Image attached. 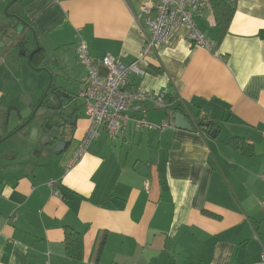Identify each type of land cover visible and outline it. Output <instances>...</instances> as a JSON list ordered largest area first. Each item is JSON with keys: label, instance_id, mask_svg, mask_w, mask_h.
I'll use <instances>...</instances> for the list:
<instances>
[{"label": "crops", "instance_id": "1", "mask_svg": "<svg viewBox=\"0 0 264 264\" xmlns=\"http://www.w3.org/2000/svg\"><path fill=\"white\" fill-rule=\"evenodd\" d=\"M21 2L38 45L47 57L54 53L48 58L57 61L56 85L71 93L65 103L71 100L67 110L77 117L64 156H32L19 140L0 144V264H264V0H235L221 39L212 9L195 16L216 43L212 51L190 43L180 27L139 61L128 87L163 91L166 106L144 101V113H127L170 126L139 129L130 120L124 135L102 131L75 161L89 125L78 96L86 72L76 44L85 41L97 61L106 54L137 60L154 15L141 6L154 0ZM11 49L0 37L1 136L19 124L16 110L29 115L45 81ZM98 70L106 72L100 64ZM173 109L190 125L198 117L217 122L218 132L175 127ZM69 230L80 234L78 259L66 253Z\"/></svg>", "mask_w": 264, "mask_h": 264}, {"label": "built area", "instance_id": "2", "mask_svg": "<svg viewBox=\"0 0 264 264\" xmlns=\"http://www.w3.org/2000/svg\"><path fill=\"white\" fill-rule=\"evenodd\" d=\"M207 8L211 9L209 0H154V5H142V14L147 15L153 10L154 15L146 19L149 33L139 58L129 64L112 54H106L97 61L90 54L85 41L77 42L76 56L86 72L85 85L78 96L84 101L89 125L74 151L73 161L82 157L88 145L97 139L102 131L110 137L124 135L128 122L134 120L127 111L144 113L141 107L144 101L152 102L155 108H165V92L148 93L130 89L128 77L140 73L139 61H144L158 47L167 43L180 27L187 29L186 35L190 43L212 51L215 41L207 38L197 28L194 20L195 16L201 15ZM98 64L105 68L103 76L99 73ZM134 121L139 129L163 130L170 126L169 122L154 125L145 117ZM49 186L53 188L54 181H49ZM55 194H58V191H55ZM261 205L264 209V197ZM261 259L264 261V247Z\"/></svg>", "mask_w": 264, "mask_h": 264}, {"label": "water", "instance_id": "3", "mask_svg": "<svg viewBox=\"0 0 264 264\" xmlns=\"http://www.w3.org/2000/svg\"><path fill=\"white\" fill-rule=\"evenodd\" d=\"M15 1L16 0L12 1L6 7V9H5L6 17L13 18V19H18L19 18V17H17L14 14H8L7 13V10L10 7V5H12ZM0 22L1 23L3 22L1 18H0ZM19 22H20L19 29H22L25 26H28L29 28H32V26L30 24H27L22 19H20ZM33 39H35V41H36V38L34 36H33ZM38 51H39V45L36 42L35 49H33L28 54L27 59H26V62H27V65L32 70H34V71H44V72H46L48 74V76H49L48 85L45 88V90L43 91V93H42L39 101L34 106L32 112H31V115L28 118L27 117L26 118H21L19 111L16 110L17 118L19 120V124L15 125V127L12 129V131H10L9 133H7V135H5V136H1L0 135V144L3 143V142H5L6 140L10 139L13 135H17V134L18 135H21L22 134L23 137L21 139V144L23 145L24 148L30 145L31 148H32V150H34V151H36L37 149H41V150H39L40 151V154L45 149L44 151H46V154H49L50 156H53L55 154V155H57V157H61V156H64L65 153L67 152L71 141L70 142H65L63 140L58 139V135L53 132V130L55 132H57V130L55 128L52 129V130L50 128L45 133L41 132L39 130V127L37 125H34L33 127H31L29 129L30 124L32 123V121H33V119H34L37 111L41 107V104H42L44 98L46 97L47 93L49 92L50 88L52 86H54V88L55 87L56 88H58V87L59 88H63V86H57L56 85V78L57 77H61V76L58 75V74H55L53 69H51L49 67L48 68L47 67L37 68V67H35V66L32 65L31 57L33 56V54L37 53ZM68 97H71V96L69 95ZM28 100H29V97L27 95L26 99H24L23 101H24V103L26 105L29 106L30 105V101H28ZM70 104H71V100L69 101V103H65L64 106L62 104H59L55 108V110H56L55 115L58 116L59 115L58 110H60V108L63 107L62 108L63 111L61 112L62 115H60V117L64 121H67L68 120V115L70 114L69 113L70 111L67 110V109L64 110V108L66 106H69ZM76 117H77V115L74 114L73 115V121H72L73 123L76 121ZM8 123H9V116L7 115V117L5 118V121L3 122V124H1V127L4 130H6V128L8 126ZM173 124L177 128L187 129V130L191 129V125H190L189 121L185 118L184 114L181 113V112H177V113L173 114ZM28 129H29L28 139H24L25 138L24 137L25 136L24 133ZM211 134H215V129L211 131ZM34 145H35V147H34ZM30 155H32V154H30Z\"/></svg>", "mask_w": 264, "mask_h": 264}, {"label": "flooded vegetation", "instance_id": "4", "mask_svg": "<svg viewBox=\"0 0 264 264\" xmlns=\"http://www.w3.org/2000/svg\"><path fill=\"white\" fill-rule=\"evenodd\" d=\"M20 19L19 18L15 19L16 20L15 25L12 24L11 27L8 26V24H5V25H3V27H0V37L4 38L5 40H9L10 46L12 48H16L17 52L21 53L22 56L24 57V59L26 60L28 54L33 49H35V45H36L37 40L35 41V39L30 38L28 36L27 32L30 31V29H31L28 26L25 28L23 27L24 30H26V28H27L26 31L23 30L20 33H16V35H13V36L10 34V30H8V27H9V29L13 28L14 31H16L17 26L20 25V22H19ZM31 44H33L34 46L30 49V48H28V45H31ZM40 48H42V47L39 45V51H40ZM35 55H37V53L33 54V56L31 57V62L33 59L34 60L37 59V57ZM48 59H49L48 60L49 64H47V66L50 67L51 62H53L54 60L50 59V58H48ZM52 66H53V64H52ZM69 95H70V92L68 90H66L65 88H59V87L54 88V86H52L50 88L49 92L47 93L46 97L44 98V100L41 104V107L39 108V109H43L42 113L39 114V116L36 113L31 124H34L36 122L35 124L39 127V130L43 133L47 132V130L50 128H51V130L55 128L57 130V132H55L54 130H53V132L58 135V139L63 140L65 142L71 141V143H72V131H73L72 129L76 123V121L74 123L72 121H73V115L75 113L70 111L69 112L70 114L68 115V120L64 121L60 117V115H62L61 112L63 111V109H62L63 107H62V108H60V110H58L59 115L58 116L55 115V113H56L55 108L59 104H62L64 106V104L67 100V97ZM34 106L31 107L30 113L27 116V118L31 115V112H32ZM67 107H69V106H66L64 108V110H66ZM71 143H70V145H71ZM35 145H34V147H35ZM39 150H41V149H37L36 151L32 150L31 154L33 156H37V155H41L42 153H46V151H44L45 149L41 152V154H40ZM53 157L56 158L57 155L54 154Z\"/></svg>", "mask_w": 264, "mask_h": 264}, {"label": "trees", "instance_id": "5", "mask_svg": "<svg viewBox=\"0 0 264 264\" xmlns=\"http://www.w3.org/2000/svg\"><path fill=\"white\" fill-rule=\"evenodd\" d=\"M209 2L215 19L216 36L218 39H221L226 34L228 26L234 14L235 0H209ZM35 56L37 57V59L32 60L33 66L37 68L49 67L47 66V64H49L48 63L49 59L45 55L44 50L42 48H40V51L37 52V55ZM57 67H58L57 62L54 60L53 62H51L49 68L56 69ZM177 112H181V110L173 109V114ZM191 125L193 128L200 129L201 131H204L209 135L211 134L212 130L215 129V132H218L219 129L217 122L206 120L204 118H199V117L197 118V120L193 122L191 121ZM233 145L237 146V141L234 140ZM64 243L68 257L73 259L80 258L81 242H80V234L78 232L73 230L66 231L64 237Z\"/></svg>", "mask_w": 264, "mask_h": 264}, {"label": "rangeland", "instance_id": "6", "mask_svg": "<svg viewBox=\"0 0 264 264\" xmlns=\"http://www.w3.org/2000/svg\"><path fill=\"white\" fill-rule=\"evenodd\" d=\"M12 1H14V0H0V18L2 19V23L0 22V27H3V25H5V24H8V26H10L11 27V25L13 24V25H15V19H13V18H9V17H6V13H5V9H6V7L12 2ZM14 12V13H13ZM7 13L8 14H14V15H16L17 17L19 16V18H21V19H23L24 20V22H27V19H26V17H24V15H23V12H22V2H21V0H16L12 5H10V7L8 8V10H7ZM8 30H10V34L13 36V35H16V33H20L21 32V29H19V26H17V28H16V31H14V29L13 28H10L9 29V27H8ZM26 31V30H25ZM25 33V32H24ZM27 34H28V36L30 37V38H33V36L36 38V31H35V28L34 27H32L31 29H30V31H28L27 32ZM7 42H8V44L10 43V41L9 40H6ZM34 45L33 44H31V45H28V48H32ZM11 51H12V54H14V53H16L17 52V49L16 48H12L11 49ZM50 51V50H49ZM51 54H54V53H51V52H49V55H48V57H51ZM51 59V58H50ZM26 61V60H25ZM27 63V62H26ZM30 68V67H29ZM31 69V68H30ZM32 70V69H31ZM33 71V76L35 77V78H37V75H38V77L39 78H43L45 81H43V91L45 90V88L47 87V85H48V81H49V76H48V74L46 73V72H44V71H34V70H32ZM30 73V72H29ZM33 78V77H32ZM34 78V80H36ZM28 79V78H27ZM31 79H28V80H26V85L30 88L31 87ZM76 95V94H75ZM26 97H27V94H25L24 96H23V100L24 99H26ZM43 111V109H39L38 110V112H37V115L39 116V114L41 113ZM37 119V118H36ZM36 121V120H35ZM34 121V122H35ZM22 134L21 135H13L9 140H11V141H20L21 142V139H22Z\"/></svg>", "mask_w": 264, "mask_h": 264}]
</instances>
